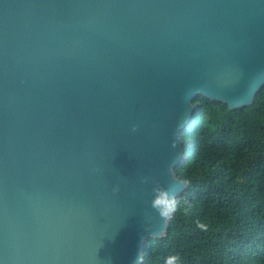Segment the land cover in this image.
Wrapping results in <instances>:
<instances>
[{"label": "water", "instance_id": "water-1", "mask_svg": "<svg viewBox=\"0 0 264 264\" xmlns=\"http://www.w3.org/2000/svg\"><path fill=\"white\" fill-rule=\"evenodd\" d=\"M263 87L264 0H0V264H134L194 100Z\"/></svg>", "mask_w": 264, "mask_h": 264}, {"label": "trees", "instance_id": "trees-1", "mask_svg": "<svg viewBox=\"0 0 264 264\" xmlns=\"http://www.w3.org/2000/svg\"><path fill=\"white\" fill-rule=\"evenodd\" d=\"M194 104L175 170L189 182L177 198L191 212L174 215L166 236L148 241L143 262L179 254L182 264H264V87L245 108L205 96Z\"/></svg>", "mask_w": 264, "mask_h": 264}, {"label": "clouds", "instance_id": "clouds-1", "mask_svg": "<svg viewBox=\"0 0 264 264\" xmlns=\"http://www.w3.org/2000/svg\"><path fill=\"white\" fill-rule=\"evenodd\" d=\"M137 129L133 127L132 131L135 132ZM172 147H177V142L173 141ZM148 177H144L141 180V183H148ZM120 191L119 186L113 188V194H118ZM153 199L150 202V208L154 210L159 217L164 221L165 226L167 225L168 221L177 213H181L185 216L190 214L192 206L185 202L181 205L179 199L176 195L170 193L167 189L163 188L158 182L152 188ZM145 220L148 226L144 228V231H149L151 228V223L154 220V217L151 213H146ZM197 227L201 230L205 229V225L202 223H198ZM143 254H140L134 264H144L143 262ZM163 264H182L181 258L179 254H170L163 260Z\"/></svg>", "mask_w": 264, "mask_h": 264}]
</instances>
